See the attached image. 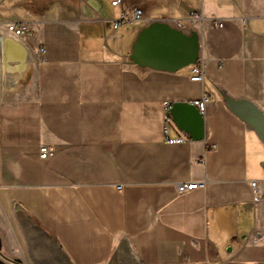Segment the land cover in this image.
<instances>
[{"label": "crops", "instance_id": "crops-1", "mask_svg": "<svg viewBox=\"0 0 264 264\" xmlns=\"http://www.w3.org/2000/svg\"><path fill=\"white\" fill-rule=\"evenodd\" d=\"M113 1L0 0V36L26 23L34 57L29 83L30 54L18 82L0 78V264H264V143L225 102L264 113V0ZM133 7L140 20L111 25ZM156 21L197 33L202 82L195 63L131 62ZM203 93L205 138L172 125L188 140L168 143L164 102ZM42 144L57 151L41 160ZM186 181L206 185L178 192Z\"/></svg>", "mask_w": 264, "mask_h": 264}, {"label": "water", "instance_id": "water-1", "mask_svg": "<svg viewBox=\"0 0 264 264\" xmlns=\"http://www.w3.org/2000/svg\"><path fill=\"white\" fill-rule=\"evenodd\" d=\"M200 54L197 33L187 34L163 21L144 27L133 45L130 60L142 68L174 72L196 63ZM226 106L256 131L264 143V113L249 101L225 97ZM169 115L173 125L189 138H205V118L189 101L171 103ZM2 247L0 238V250Z\"/></svg>", "mask_w": 264, "mask_h": 264}, {"label": "built area", "instance_id": "built-area-1", "mask_svg": "<svg viewBox=\"0 0 264 264\" xmlns=\"http://www.w3.org/2000/svg\"><path fill=\"white\" fill-rule=\"evenodd\" d=\"M121 0H115L112 2L113 5H117L120 3ZM190 15L194 17L195 19H201L202 15L197 13V12H191ZM142 16V9L140 7H133L131 10L130 15L125 14L124 12H121L120 16L116 20H110L109 22L114 28H117L125 23H132L134 21H138L141 19ZM212 23L221 28L223 26V22L221 19H215L212 20ZM179 25H181L179 23ZM29 26L26 23H16V22H9L6 24V32L3 37H10L15 39L19 44L22 46H25V43L23 41V38L25 35L28 33ZM26 47V46H25ZM27 48V47H26ZM29 54L31 55L29 49L27 48ZM41 52L43 49L40 50ZM31 64L34 63V57L31 55ZM204 62L202 59H198L195 64L190 66V80L192 82H202L203 81V74H204ZM193 105L196 106V108L200 111L201 114H205L208 103H209V96L203 93L202 97L200 99H195L191 101ZM163 132L165 135V139L168 143L173 144V143H180L188 140L187 136L181 135L177 137H170L169 131L170 127L173 125L170 115H169V109L171 107V102H164L163 105ZM57 151V146L56 145H49V144H42L40 145L39 148V157L41 160H44ZM262 170L264 172V163L262 165ZM206 185L205 181H186V182H181L177 184V191L178 192H185V191H192L195 189L199 188H204ZM255 196H254V201H258L260 198V192H261V186L258 181L253 180L250 183ZM120 188V187H119Z\"/></svg>", "mask_w": 264, "mask_h": 264}, {"label": "bare ground", "instance_id": "bare-ground-1", "mask_svg": "<svg viewBox=\"0 0 264 264\" xmlns=\"http://www.w3.org/2000/svg\"><path fill=\"white\" fill-rule=\"evenodd\" d=\"M29 60V52L25 47L13 38L0 36V78L3 82L6 80L8 86L18 82L19 77L25 73L23 64Z\"/></svg>", "mask_w": 264, "mask_h": 264}, {"label": "rangeland", "instance_id": "rangeland-1", "mask_svg": "<svg viewBox=\"0 0 264 264\" xmlns=\"http://www.w3.org/2000/svg\"><path fill=\"white\" fill-rule=\"evenodd\" d=\"M33 64H32V68H31V74H30V80L28 81V83L32 80V76H33V73H34V71H33ZM24 80H26V78L24 79ZM23 80V81H24ZM23 81L20 83V86L22 85V83H23ZM2 87V79H0V88ZM5 97H7V93H5L2 89H0V99H3V98H5ZM126 261H128L129 262V264H138V261H137V259L135 258V256H134V254L133 253H131V252H128L127 254H126Z\"/></svg>", "mask_w": 264, "mask_h": 264}]
</instances>
